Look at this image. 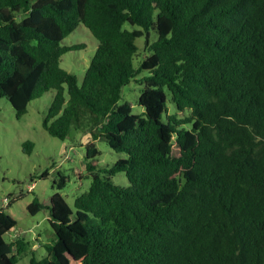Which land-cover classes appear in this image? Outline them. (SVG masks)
Masks as SVG:
<instances>
[{
    "label": "trees",
    "instance_id": "1",
    "mask_svg": "<svg viewBox=\"0 0 264 264\" xmlns=\"http://www.w3.org/2000/svg\"><path fill=\"white\" fill-rule=\"evenodd\" d=\"M79 25L98 41L81 85L61 67L84 48L62 45ZM133 80L142 115L118 106ZM50 91L43 126L91 135V184L75 212L52 196L55 242L31 264H264V0H0V100L21 117ZM100 138L126 157L101 167ZM120 173L129 187L113 183ZM16 225L1 209L0 264L25 250L5 239Z\"/></svg>",
    "mask_w": 264,
    "mask_h": 264
},
{
    "label": "rangeland",
    "instance_id": "2",
    "mask_svg": "<svg viewBox=\"0 0 264 264\" xmlns=\"http://www.w3.org/2000/svg\"><path fill=\"white\" fill-rule=\"evenodd\" d=\"M21 19L22 15H17L16 21L20 22ZM124 28L129 31L139 29L129 24ZM149 34L150 43L156 41L155 31L151 30ZM146 40V35L136 40L139 52L134 59L135 68L140 66L148 54L145 50ZM62 45L84 46L83 49L68 52L61 58V67L74 74L81 85L96 53L98 41L84 25H79ZM148 75V72L143 71L137 79ZM143 89V83L131 81L123 88L118 106L130 103L133 113L142 115L144 108L139 105V98ZM54 95L55 92L50 91L32 101L27 113L21 117H17L6 98L0 100V210H6L17 221L16 227L5 235L6 241L23 240L26 243L24 252L18 256L17 264H31L33 258L41 260L48 257V248L55 242L50 211L52 196L59 192L75 212L76 199L88 191L91 184V178L86 172V145L94 142L91 135L75 132L63 141L52 137L43 126ZM168 110L170 114L178 113L170 101ZM183 115L185 114H179ZM29 144L32 146L29 147ZM95 144L101 152L95 161L101 167H111L119 159L126 157L125 154L112 150L104 139H98ZM174 154H178L177 148L174 149ZM45 172L49 173L46 178L43 177ZM61 177L66 178L63 188H60ZM112 181L121 187L130 186L124 173L112 177ZM35 199L45 207L32 215L28 207Z\"/></svg>",
    "mask_w": 264,
    "mask_h": 264
}]
</instances>
